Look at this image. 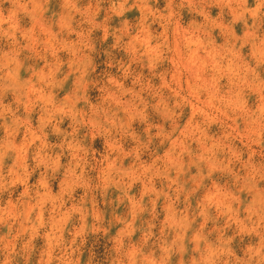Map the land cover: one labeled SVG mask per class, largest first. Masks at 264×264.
I'll list each match as a JSON object with an SVG mask.
<instances>
[{"label":"clouds","instance_id":"clouds-1","mask_svg":"<svg viewBox=\"0 0 264 264\" xmlns=\"http://www.w3.org/2000/svg\"><path fill=\"white\" fill-rule=\"evenodd\" d=\"M159 3L0 0V264H264V0Z\"/></svg>","mask_w":264,"mask_h":264},{"label":"rangeland","instance_id":"rangeland-1","mask_svg":"<svg viewBox=\"0 0 264 264\" xmlns=\"http://www.w3.org/2000/svg\"><path fill=\"white\" fill-rule=\"evenodd\" d=\"M158 6H161V7L163 6V0H160V3H159ZM53 7H55V5H53ZM216 11H217L216 9H213V10H212L213 14H215ZM127 15H128V17H129V19L131 20V19H134V17H135L136 15H138V13H136V11L133 10L132 12L128 13ZM190 18H191L190 15L187 14V13H185V15H184V21L187 22ZM241 29H242V26H241V25H237V26H236V30H237L238 32L241 31ZM245 51H246V49H245ZM66 87H67V86H66ZM95 95H96L95 90H91V91H90V96L94 99ZM252 102H254V98H250V103H252ZM137 127H138V130H139V128H140L141 126H137ZM212 130H213V131H216L217 129L215 128V126H213V129H212ZM50 139H55V138H54V137H50ZM93 146L96 147V148L99 149V150H102V140H101L100 138H97V140L94 142V145H93ZM160 150L162 151V149H160ZM33 179H35V176L33 177ZM53 187H54V190H55V183H54ZM137 188H138V186H137L136 188H134L133 191H136ZM18 190H19V189H17V191H18ZM40 243H41V241H37V244H38V245H39ZM97 254H98V257L102 256V251H98Z\"/></svg>","mask_w":264,"mask_h":264}]
</instances>
